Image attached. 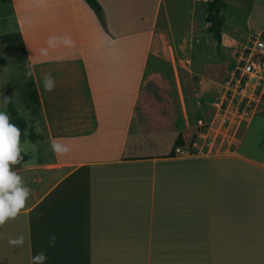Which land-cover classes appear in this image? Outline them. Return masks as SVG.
I'll return each mask as SVG.
<instances>
[{
  "label": "crops",
  "instance_id": "obj_1",
  "mask_svg": "<svg viewBox=\"0 0 264 264\" xmlns=\"http://www.w3.org/2000/svg\"><path fill=\"white\" fill-rule=\"evenodd\" d=\"M96 1L106 30L83 0H0L40 102L31 147L0 143V264H264V133L240 151L264 114L235 154L172 157L227 71L192 100L158 30L175 0Z\"/></svg>",
  "mask_w": 264,
  "mask_h": 264
},
{
  "label": "rangeland",
  "instance_id": "obj_2",
  "mask_svg": "<svg viewBox=\"0 0 264 264\" xmlns=\"http://www.w3.org/2000/svg\"><path fill=\"white\" fill-rule=\"evenodd\" d=\"M224 3L222 17L228 28L222 31L225 34L224 42L222 41L219 50L215 48L214 41L207 31L206 0H175L170 6L168 16L162 14L163 19L158 23V30L166 46L170 47L171 51L168 48V53L175 61L177 72L184 85L183 89L188 96H191V92L197 88L199 77L196 74L200 73L203 64L221 62L227 71L232 65L231 49L227 46H232V52H236L247 44L250 34H262L264 38V0H224ZM224 44H227L226 47ZM13 58L0 45V120H2L0 124L3 129L13 125L12 118L7 113V102L12 103L28 125L37 121V117L29 114L20 98V91L30 80L29 70L26 66L17 64ZM3 90L4 94L1 93ZM190 98L193 100L195 97ZM203 106L206 107V103ZM255 131L259 134L264 133V121L257 117L246 131L243 149L240 150L242 153H247L245 149L250 145ZM6 134L0 136V143L15 144L18 148H9L12 149V153L25 152L31 147L30 140L25 139L22 143L23 139L19 138L14 130H8ZM256 138L255 136L254 139ZM12 153L8 155L9 163ZM3 156L7 158L4 153ZM41 159L44 160L43 157ZM18 178L12 177L14 181H18Z\"/></svg>",
  "mask_w": 264,
  "mask_h": 264
},
{
  "label": "built area",
  "instance_id": "obj_3",
  "mask_svg": "<svg viewBox=\"0 0 264 264\" xmlns=\"http://www.w3.org/2000/svg\"><path fill=\"white\" fill-rule=\"evenodd\" d=\"M209 113L199 117L189 142L174 147V158L219 157L235 154L254 116L264 114V39L250 34L235 52L231 67L214 95ZM264 147V140H263Z\"/></svg>",
  "mask_w": 264,
  "mask_h": 264
},
{
  "label": "trees",
  "instance_id": "obj_4",
  "mask_svg": "<svg viewBox=\"0 0 264 264\" xmlns=\"http://www.w3.org/2000/svg\"><path fill=\"white\" fill-rule=\"evenodd\" d=\"M88 7L94 12L96 15L101 27L106 30L104 15L102 12V8L96 0H83ZM224 8L223 0H210L206 3L207 14L205 17V21L208 24L207 31L211 35L213 41L218 48L221 43V29L223 26V17L220 15V12ZM0 45L8 51L14 58V61L17 64L28 66V58L27 52L24 45V41L22 35L19 32H11L7 34L0 35ZM30 74V71H29ZM29 82L23 87L20 91V98L25 106L26 110L29 111V114L32 117L39 116L40 114V102L38 93L36 90L35 82L31 76ZM7 111L9 116L12 118V123L16 126L14 131L17 136L21 139H24V131L27 128V124L24 118H22L18 112L15 110L11 102H7ZM29 137L32 141L38 139V136L30 128ZM176 144L180 143V138H178L175 142ZM1 150V148H0ZM3 168L0 165V171ZM5 176H0V186L4 185Z\"/></svg>",
  "mask_w": 264,
  "mask_h": 264
},
{
  "label": "water",
  "instance_id": "obj_5",
  "mask_svg": "<svg viewBox=\"0 0 264 264\" xmlns=\"http://www.w3.org/2000/svg\"><path fill=\"white\" fill-rule=\"evenodd\" d=\"M222 14V11L220 12V15ZM15 126L14 125H8L6 127V130H14ZM12 160H13V155H10V164H12Z\"/></svg>",
  "mask_w": 264,
  "mask_h": 264
}]
</instances>
